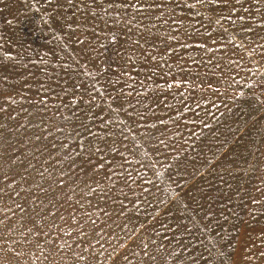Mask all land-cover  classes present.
Instances as JSON below:
<instances>
[{
  "label": "rangeland",
  "instance_id": "1",
  "mask_svg": "<svg viewBox=\"0 0 264 264\" xmlns=\"http://www.w3.org/2000/svg\"><path fill=\"white\" fill-rule=\"evenodd\" d=\"M0 264H264V0H0Z\"/></svg>",
  "mask_w": 264,
  "mask_h": 264
}]
</instances>
